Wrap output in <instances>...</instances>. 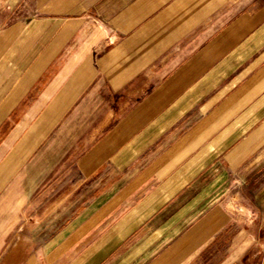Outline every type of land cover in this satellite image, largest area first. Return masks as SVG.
Instances as JSON below:
<instances>
[{"label":"crops","instance_id":"obj_1","mask_svg":"<svg viewBox=\"0 0 264 264\" xmlns=\"http://www.w3.org/2000/svg\"><path fill=\"white\" fill-rule=\"evenodd\" d=\"M0 264H264V0H0Z\"/></svg>","mask_w":264,"mask_h":264},{"label":"rangeland","instance_id":"obj_2","mask_svg":"<svg viewBox=\"0 0 264 264\" xmlns=\"http://www.w3.org/2000/svg\"><path fill=\"white\" fill-rule=\"evenodd\" d=\"M44 184H46L47 186L50 185V186H48V187H52V185L55 184V182H47V183L43 182L41 185H44ZM41 185H40V186H41ZM40 186H39V187H40ZM47 186H43V189H45ZM87 188H88V187H87ZM88 189H89V188H88ZM39 199H40V198H39ZM44 199H45V198H43V200H44Z\"/></svg>","mask_w":264,"mask_h":264}]
</instances>
